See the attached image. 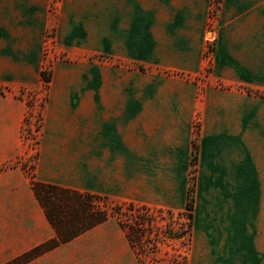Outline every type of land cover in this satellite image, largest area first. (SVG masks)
I'll use <instances>...</instances> for the list:
<instances>
[{
	"label": "crops",
	"instance_id": "0c3cea01",
	"mask_svg": "<svg viewBox=\"0 0 264 264\" xmlns=\"http://www.w3.org/2000/svg\"><path fill=\"white\" fill-rule=\"evenodd\" d=\"M0 0V264L56 237L29 176L17 95L57 54L36 168L43 183L187 210L193 264L264 254V0ZM212 35V38H209ZM214 52L209 57V45ZM210 71L202 84L196 79ZM26 264H141L114 218Z\"/></svg>",
	"mask_w": 264,
	"mask_h": 264
},
{
	"label": "trees",
	"instance_id": "16d2710c",
	"mask_svg": "<svg viewBox=\"0 0 264 264\" xmlns=\"http://www.w3.org/2000/svg\"><path fill=\"white\" fill-rule=\"evenodd\" d=\"M42 75L47 82L50 81L45 71ZM22 167L31 180L32 188L46 211L56 237L8 264H26L111 218L116 219L125 231L141 264H189L193 237V189L189 191L187 212L177 214L170 210L118 202L105 196L43 183L37 179V163L31 166V171L25 164ZM177 217H186L185 223H180L179 227ZM179 240H182V250L174 248V252L167 258L156 257L163 244Z\"/></svg>",
	"mask_w": 264,
	"mask_h": 264
},
{
	"label": "rangeland",
	"instance_id": "374dc122",
	"mask_svg": "<svg viewBox=\"0 0 264 264\" xmlns=\"http://www.w3.org/2000/svg\"><path fill=\"white\" fill-rule=\"evenodd\" d=\"M60 1H62V0H52L51 1V8L50 9L52 12L58 7V3ZM220 3H221V0H214L213 1V9L211 11V25H214V23L216 22V20L218 18V13H219V10L221 8ZM209 38H212V35H209ZM213 52H214V42H211L209 45L207 57L210 58V56L213 54ZM43 57H44L43 71L46 72V77H49L51 80L54 66L64 60V55L62 53L57 54V52H56L55 30L54 29H51V31L49 33H47V43L45 46V52H44ZM209 71H210V63H209V67L206 69L204 76L197 78L196 82H200V84L201 83L203 84L206 81V78H207ZM42 77H43V75H42ZM43 80H44L43 87L40 90L27 88V89H24L21 92H19L17 95L18 98L26 100L27 103L29 104V106L33 105L32 108L30 107V109H28L27 113H30L32 115L31 116V123H32L34 129L37 128V130L35 132H32L33 133L32 136L30 135L31 133H29V130L27 131L23 128V141L27 147V153L25 156H23V158L19 161V163H20V165L25 164L29 171L32 170L31 166L38 162L39 145H40V141H41V130H42V126H43L44 113H45L46 103H47V99H48V91H49V82L50 81L47 82L44 77H43ZM27 113H26V115H27ZM24 124H25V122H24ZM199 129H200L199 121H196V123H195V143H194L195 151L193 152V157H192V159H194V157H195V163H193V160H192L193 167L191 169L190 179H189V191L191 189L194 190V192H193L194 201H195V191H196V181H197L195 166H196V160H197V140L199 138ZM189 191H188V194H189ZM118 202H120V201H118ZM184 212H187V210H185ZM176 213L178 214L179 212H176ZM185 221H186V217H181V218L177 217V225H178L177 227H179L180 223H182V224L185 223ZM182 246H183L182 240L175 241L173 243L168 242L166 244H163L161 251L158 253V255H156V257L161 258V259L167 258L168 256H170V253L174 252V248L182 250V248H181ZM191 256L193 257V237H192L191 249L189 251V257H191ZM257 258H258L257 255H255L251 259L250 262L253 264H258ZM259 258H260L261 264H264V254H262V256ZM189 264H193L190 262V259H189Z\"/></svg>",
	"mask_w": 264,
	"mask_h": 264
},
{
	"label": "built area",
	"instance_id": "2783aa9c",
	"mask_svg": "<svg viewBox=\"0 0 264 264\" xmlns=\"http://www.w3.org/2000/svg\"><path fill=\"white\" fill-rule=\"evenodd\" d=\"M210 52V51H209ZM31 108L33 107V105H31L30 106ZM30 109V108H29ZM29 114V115H28ZM31 114L30 113H27V115H26V118H25V124H24V126H23V128L25 129V130H29V133H31L30 135L32 136L33 135V133L32 132H35L36 130H37V128L36 129H34V127H33V125H32V123H31Z\"/></svg>",
	"mask_w": 264,
	"mask_h": 264
}]
</instances>
